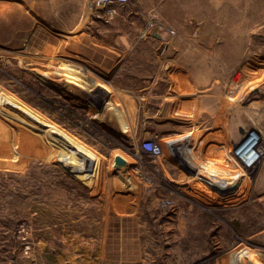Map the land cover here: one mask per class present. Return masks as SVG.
Segmentation results:
<instances>
[{
  "label": "rangeland",
  "instance_id": "1",
  "mask_svg": "<svg viewBox=\"0 0 264 264\" xmlns=\"http://www.w3.org/2000/svg\"><path fill=\"white\" fill-rule=\"evenodd\" d=\"M37 2L0 0V264H264V0Z\"/></svg>",
  "mask_w": 264,
  "mask_h": 264
},
{
  "label": "crops",
  "instance_id": "2",
  "mask_svg": "<svg viewBox=\"0 0 264 264\" xmlns=\"http://www.w3.org/2000/svg\"><path fill=\"white\" fill-rule=\"evenodd\" d=\"M87 1L88 0H38V4L42 5V8L44 10H46L48 12V15L50 17H52L55 20H59L62 18L65 19H69L71 18V23L69 24H65V26L67 25V27L69 26V30L65 29V33L71 34V33H82L83 28L86 26L87 27H92L96 24V21H92V23H90L91 21V17H87L84 18V12H85V7L87 5ZM1 4V3H0ZM129 6L131 8H133L134 11L129 12V15H137L138 12H141L142 15H150L152 11L157 10L159 7H161V0H129ZM38 13H36L37 16H40V9L37 10ZM90 24H89V23ZM53 23L55 24V22L53 21ZM81 39L80 41H78L79 46L82 47V49H86L88 46L81 44ZM91 43V42H90ZM68 44L70 43H65V48L67 50H69L70 52H73L72 49L73 47L68 46ZM91 45L95 48L92 51H94V53L98 50L101 51V49L98 48H102L101 46H99L96 42L91 43ZM80 48V47H79ZM74 49H78L76 47H74ZM77 54H80L82 56V58H84L83 60L86 62L89 61L91 62L90 64L99 67L102 66L99 63V59L94 58L93 56L88 57L84 54H81L80 52H75ZM94 55V54H92ZM105 57V56H104ZM81 60V59H79ZM142 226H145V224H142ZM99 238H102L101 232H99ZM137 238L139 239L140 237L137 236ZM101 241V240H100ZM101 246V244H100ZM101 248V247H100ZM104 256L100 255V259H103ZM116 257H114V255H111V260H115ZM107 260H108V255H107ZM138 262H143L142 259H140ZM114 264V263H112Z\"/></svg>",
  "mask_w": 264,
  "mask_h": 264
},
{
  "label": "built area",
  "instance_id": "3",
  "mask_svg": "<svg viewBox=\"0 0 264 264\" xmlns=\"http://www.w3.org/2000/svg\"><path fill=\"white\" fill-rule=\"evenodd\" d=\"M127 2L128 0H88V15L96 19L111 20L116 15V8ZM141 150L154 158H158L161 154L160 148L153 141L141 145Z\"/></svg>",
  "mask_w": 264,
  "mask_h": 264
},
{
  "label": "bare ground",
  "instance_id": "4",
  "mask_svg": "<svg viewBox=\"0 0 264 264\" xmlns=\"http://www.w3.org/2000/svg\"><path fill=\"white\" fill-rule=\"evenodd\" d=\"M182 113L184 114L185 112L182 111ZM191 145H192V143L190 142V140H188V139L186 140V139L182 138V139H179V140H175V142L172 145V148L174 147V148H179V149H186V148L190 147ZM251 153H254V154L248 159L249 161L245 165L246 167L249 166V163H255V161L257 160V156H259L258 155L259 152L256 149L255 150H251V152L248 153L247 156L249 154H251ZM243 157H246V155L244 154ZM243 164H244V162H243Z\"/></svg>",
  "mask_w": 264,
  "mask_h": 264
}]
</instances>
